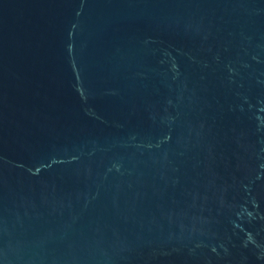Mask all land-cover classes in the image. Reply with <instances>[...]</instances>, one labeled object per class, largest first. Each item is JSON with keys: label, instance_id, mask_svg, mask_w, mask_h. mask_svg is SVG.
I'll return each instance as SVG.
<instances>
[{"label": "water", "instance_id": "95a60500", "mask_svg": "<svg viewBox=\"0 0 264 264\" xmlns=\"http://www.w3.org/2000/svg\"><path fill=\"white\" fill-rule=\"evenodd\" d=\"M0 264H264V0H0Z\"/></svg>", "mask_w": 264, "mask_h": 264}]
</instances>
